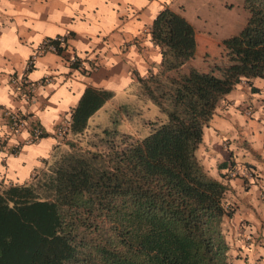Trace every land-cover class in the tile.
<instances>
[{
    "label": "trees",
    "instance_id": "trees-1",
    "mask_svg": "<svg viewBox=\"0 0 264 264\" xmlns=\"http://www.w3.org/2000/svg\"><path fill=\"white\" fill-rule=\"evenodd\" d=\"M242 3L247 16L229 42L242 49L245 76H263L264 0ZM149 29L163 46L195 45L189 22L167 6ZM239 69L230 79L210 70L172 77L167 107L155 78L148 96L164 114L143 120L149 129L138 136L115 124L89 131L88 117L112 91L85 86L63 147L28 181L0 183V264H230V187L207 172L197 148Z\"/></svg>",
    "mask_w": 264,
    "mask_h": 264
},
{
    "label": "crops",
    "instance_id": "crops-1",
    "mask_svg": "<svg viewBox=\"0 0 264 264\" xmlns=\"http://www.w3.org/2000/svg\"><path fill=\"white\" fill-rule=\"evenodd\" d=\"M178 1L0 0V109L29 116L46 132L18 153L0 152V183L28 181L55 149L63 147L68 131L62 137L50 131L68 117L85 86L112 91L91 115L108 100L115 109L137 107L125 98L148 95L162 66L164 46L152 39L151 21L164 6L184 14L183 0ZM61 34L65 42L59 51L37 55L27 72L31 80L46 73L54 79L36 89L33 103L27 102L11 78L23 71L39 41ZM73 55L80 63H68ZM4 134L0 115V138ZM25 135L23 130L8 138L11 142ZM197 155L212 177L230 187L235 210L224 220L225 231L228 222L232 229L228 251L236 255L230 264H264V75L241 77L220 96L203 127Z\"/></svg>",
    "mask_w": 264,
    "mask_h": 264
},
{
    "label": "rangeland",
    "instance_id": "rangeland-1",
    "mask_svg": "<svg viewBox=\"0 0 264 264\" xmlns=\"http://www.w3.org/2000/svg\"><path fill=\"white\" fill-rule=\"evenodd\" d=\"M181 7L184 8L182 15L193 29L195 45L192 49L164 46L166 53L159 71L160 76L156 77L162 82V86L154 90V95L157 100L161 99L165 107L168 106L169 95L164 94L166 91L164 87L171 84L172 77L189 76L190 70H210L217 77L230 79L235 64H238L239 75L247 78L245 76L247 64L243 59L242 49L229 42L238 34L247 16L242 0H183ZM130 99L138 105L133 107V110L127 111L111 107L108 100L88 119L89 131H98L95 124L101 128L112 127L115 124L119 130L131 132L136 136L147 133L149 128L145 123L143 124V120L152 119L157 115L162 116L164 113L147 94H142L140 97L130 95L125 101ZM140 103L141 107H139ZM225 235L230 242L232 229L229 222ZM243 236L246 240L245 235ZM228 253L229 259L234 260L236 257L234 251Z\"/></svg>",
    "mask_w": 264,
    "mask_h": 264
},
{
    "label": "built area",
    "instance_id": "built-area-1",
    "mask_svg": "<svg viewBox=\"0 0 264 264\" xmlns=\"http://www.w3.org/2000/svg\"><path fill=\"white\" fill-rule=\"evenodd\" d=\"M65 42V34L54 35L52 37H46L39 41L31 50L29 57L27 58L24 69L22 72L14 75L11 78V83L17 93L27 102L33 103L35 92L38 87L43 84L53 81V75L46 73L38 79L31 80L27 76L28 70H30L34 58L45 52H57L60 49V45ZM68 63H80V59L73 55L68 57ZM42 103L38 104L40 107ZM246 113L250 111L246 109ZM0 115L5 120L6 134L0 138V152H7V154H15L21 150V147L29 142L40 139L46 133L45 130L29 116L19 115L16 111L1 108ZM69 119L68 117L61 118L51 129V133L55 137H62L68 130ZM25 130L26 135L18 140L9 141L8 136L17 135L21 131Z\"/></svg>",
    "mask_w": 264,
    "mask_h": 264
}]
</instances>
